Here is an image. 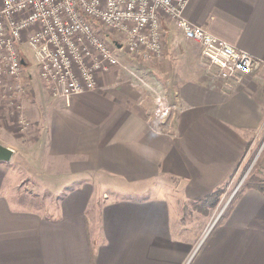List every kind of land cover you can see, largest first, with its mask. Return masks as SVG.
<instances>
[{
  "label": "crops",
  "instance_id": "1",
  "mask_svg": "<svg viewBox=\"0 0 264 264\" xmlns=\"http://www.w3.org/2000/svg\"><path fill=\"white\" fill-rule=\"evenodd\" d=\"M183 12L258 68L231 82L216 71L191 74L197 69L180 56L203 58L201 46L165 21L161 71L175 94L168 117L154 116L113 67L69 99L43 82L36 89L33 75L34 101L21 99L37 135L25 170L37 192L56 195L49 206L19 195L17 171L0 160V264H264V192L244 189L220 226L188 239L179 199L162 183L176 181L188 202L227 189L264 132V0H189ZM7 108L0 97V144L16 159L20 140H2L16 131ZM257 163L264 175V155ZM102 185L108 192L97 194ZM144 187L153 188L148 196L113 195Z\"/></svg>",
  "mask_w": 264,
  "mask_h": 264
},
{
  "label": "built area",
  "instance_id": "2",
  "mask_svg": "<svg viewBox=\"0 0 264 264\" xmlns=\"http://www.w3.org/2000/svg\"><path fill=\"white\" fill-rule=\"evenodd\" d=\"M189 0H0V93L12 122L28 125L21 97L26 76L36 74L53 96L69 99L97 87L103 72L119 65L124 48L139 60L161 58L173 21L198 42L202 56L226 82L242 81L260 61L206 28L188 20ZM26 51L32 52L36 73L29 72ZM146 85V82L137 77ZM155 116H170L173 107L155 97Z\"/></svg>",
  "mask_w": 264,
  "mask_h": 264
},
{
  "label": "rangeland",
  "instance_id": "3",
  "mask_svg": "<svg viewBox=\"0 0 264 264\" xmlns=\"http://www.w3.org/2000/svg\"><path fill=\"white\" fill-rule=\"evenodd\" d=\"M26 53L31 64L25 65V69L29 72L36 73V69H34L35 65L32 57V52L26 51ZM117 53L119 58V65H116L113 68H115V71L122 76V79H124L123 81H125L127 84L134 85L135 90L140 89L143 92L145 99V107L148 108V110L152 114H154V116L157 115L154 102L155 97L158 94L167 97L171 105L173 107L175 106V102H173L175 94L173 93L172 89L174 87L173 78L170 76V73L164 74L163 71H161L164 69V66L167 63L166 61L163 64L162 60L164 59V57L151 60H139L135 58L132 54L127 53L124 48H120ZM180 57L182 59V62L191 63L192 68L194 67L195 69H197L196 72L192 71L193 73L191 74L197 75V72H199L200 75L209 74L211 76H215L213 75V73H215V70L209 66L205 59H203L204 57L200 58L196 56V58L194 57V59H191L190 61L186 55H181ZM183 67L185 68L187 67V65L184 64ZM137 77L143 79L146 82V85L142 84ZM33 78V85L35 84L36 89L43 87L41 85L42 82H40V78L36 74H34ZM31 81L29 89L27 90L26 88V93L23 95V101L25 100L26 102L34 101V95L32 93L34 92V88L32 87L33 85ZM23 112L25 114L24 109ZM9 116L15 118V116L11 114H9ZM33 124L30 122L28 125L24 126L17 122H13L12 125L16 130L13 134L15 135H11L12 138L10 137V139L6 138L2 140L4 142L11 143H17L20 140L21 143L20 151L17 154L16 159H8V165L10 164L12 169H14V171H17V182L21 181L19 185H17L18 187L16 189V191H18V194L20 195L22 193H27L29 195H35V198L39 201V203L43 205L46 203V205L49 206L50 202H54L53 197L56 194L48 190H46V192H37L38 189L34 188V186H32L33 184L29 182L30 178L27 176L28 173L25 170L26 166L28 165L29 159H31L32 155L35 153V149L33 147H30L31 144H29V140L33 141L34 138H36L37 136L36 134H34V132H36V127L35 124ZM257 137L259 138L253 141L255 142V144H252L253 147L248 150V157L244 160V162L241 163L242 165L240 166L232 184L227 187L225 192L221 195L219 202H217V205L215 206H209L204 202L201 203L199 200L196 202H188V200L181 199L176 181L170 179L162 181L163 185L168 190L172 191L171 193L173 198L177 200L179 199V202L178 204H176V207H178L179 209L180 226L187 229L186 231L188 232V239L193 238V236H189L190 230H192L193 233H200L202 229H207L209 227L213 228L214 226H220V224L223 223L224 215L228 213L230 207L233 204L232 202H234L240 194L238 190L240 185H243V182L250 178L251 175H256L264 179V176L262 177V175L260 176V174H258L259 172L257 169L259 167L257 162H259V158L261 159V157L264 155V132H262L261 135ZM103 186L104 185H102L101 188H98L100 191L98 190L99 193L97 194H103L104 192H108L106 187ZM143 189L144 190L140 189L141 191L137 192L134 191L124 194L118 193L113 195H126L140 198L143 196H148L153 188L144 187Z\"/></svg>",
  "mask_w": 264,
  "mask_h": 264
},
{
  "label": "trees",
  "instance_id": "4",
  "mask_svg": "<svg viewBox=\"0 0 264 264\" xmlns=\"http://www.w3.org/2000/svg\"><path fill=\"white\" fill-rule=\"evenodd\" d=\"M23 81L26 84V87L28 90L29 86H30V82H29L30 80L28 78H26V76H25ZM258 174H260V176L262 175V177L264 176L263 173H261V172H259ZM246 188H252V189L255 188V189H258V190H261L262 192H264V179L261 177H258L256 175H254V176L251 175L250 178H248L247 180H245L243 182V185L242 184L240 185L238 190H239V192H243L244 189H246ZM225 190H226V186L217 187L210 194H208L207 196L202 198V200L200 199L199 201L201 203L204 202L205 204H208L209 206H215V205H217L216 203L219 202L221 195L225 192ZM193 202H196V201H193Z\"/></svg>",
  "mask_w": 264,
  "mask_h": 264
},
{
  "label": "water",
  "instance_id": "5",
  "mask_svg": "<svg viewBox=\"0 0 264 264\" xmlns=\"http://www.w3.org/2000/svg\"><path fill=\"white\" fill-rule=\"evenodd\" d=\"M12 149L5 147L4 145L0 144V160H8L12 156ZM210 228V227H209Z\"/></svg>",
  "mask_w": 264,
  "mask_h": 264
}]
</instances>
